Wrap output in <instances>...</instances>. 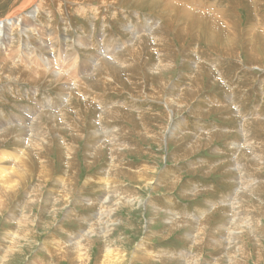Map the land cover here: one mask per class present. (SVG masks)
I'll return each instance as SVG.
<instances>
[{
	"label": "rangeland",
	"instance_id": "rangeland-1",
	"mask_svg": "<svg viewBox=\"0 0 264 264\" xmlns=\"http://www.w3.org/2000/svg\"><path fill=\"white\" fill-rule=\"evenodd\" d=\"M96 1L45 0L33 20L37 1L0 0V22L23 14L40 32L32 31L31 45H23L27 35L16 36L26 54L38 61L36 52L43 53L44 63L59 70L68 51L79 71L73 78L86 80L66 76L76 82L69 85V104L57 84L0 83V125H17L2 130L29 132L41 114L64 111L73 129L59 122L49 128V145L37 156L42 160L34 158L24 185L0 210V264H264V0H165L176 5L168 12L150 1ZM151 28L156 39L145 34ZM8 29L14 35L16 28ZM132 31L144 33L141 64L120 69L114 61L120 71L113 76L95 72L93 60L112 53L133 66L124 49L137 36ZM78 39L83 48L69 51ZM11 42L0 49L5 58ZM40 44H51L48 53ZM168 60L169 72L157 74ZM172 98L187 101L185 109L170 104ZM113 110L119 115L108 120L104 114ZM172 127L167 143L163 136ZM116 128L125 142L115 153L120 174L113 188V151L103 144ZM95 130L106 141L89 137ZM0 143V152L17 149L11 136ZM137 172L152 183L135 179ZM245 181L253 183L241 189ZM64 183L72 186L67 200ZM197 232L201 239L193 241Z\"/></svg>",
	"mask_w": 264,
	"mask_h": 264
},
{
	"label": "bare ground",
	"instance_id": "bare-ground-1",
	"mask_svg": "<svg viewBox=\"0 0 264 264\" xmlns=\"http://www.w3.org/2000/svg\"><path fill=\"white\" fill-rule=\"evenodd\" d=\"M31 1L32 2H35V1L38 2V9L35 12L31 13V16H30L33 20H35V19L38 18V16L44 10L43 4H45V0H31ZM82 1H84V0H82ZM92 1H96V0H87V2L89 4H91V5L94 4ZM125 1L128 2L129 0H124V2ZM132 1H135V0H132ZM138 1L139 2H143V3H145L146 1H150L149 2L150 3V7H152V8L155 7V6H157L158 4H160L161 5V9L164 8V10L166 12H168L169 8H171L172 6H176V5H174V4L170 3V2H167L165 0H163V1H161V0H138ZM96 2H98V1H96ZM97 4L102 5V6L113 5V0H100V2H98ZM165 11H164V14L166 13ZM184 11H187V10H184ZM188 12H192V11H188ZM21 17H23V18H21ZM185 18H188V15H185ZM27 21L28 20H25V17L23 16V14H13V15L7 16L4 21L0 22V49H3L4 48V50H7V47H4L3 45H6V46L9 45V41L12 40V42H11V45L12 46L10 45L11 47H10V49H8L9 50V55L8 56L6 55V58L4 57L5 55L4 56H2V54L0 55V83L1 82H8V81L23 82V78H24V80H25L26 83H32V84H35V85L42 84V82L45 83V84H48V85L57 84L58 86L60 85V92H61L60 94L62 95V97H61L60 100L62 102H64V104H65V102L67 104L72 103V94H73L74 88L69 87V85H70V83L73 84L75 81H69L66 78V76L68 77V74H70L71 75V77H70L71 80H76L77 81V84L79 82H86V80L85 79L84 80H77V79H74L73 78V74H79V71L77 69V66L73 67L68 62V60H69V52L68 51H67V53L65 51V60L63 59L64 62L61 63L62 69H59V70L56 68V66L52 62H50L49 64H45L44 63V60L42 58L43 53L42 54H39L38 52H36V57L40 58V60H38V61H37V58H33L31 56V54H29V55L26 54L27 51L24 48H23L24 50H22V48L20 46H18V43L20 41L16 37V36L19 37L18 33L20 35L25 34L28 37V40H26V41L24 40L23 41V45L26 42H30V45L32 44V41H33L32 39L34 38V36L32 34V31L37 32L38 36L40 35L39 30H37V28L35 26L29 27V24L31 23V21H30L29 24H28ZM168 21H170V20H168ZM12 26H13V28H16V29L14 30V35H9L8 34L9 29L8 28L9 27H12ZM158 26H159V24L156 27H158ZM155 31H156V28H155V30H154V28H151L145 34L151 35V34L154 33L151 37H153V38L156 39L157 37L155 36ZM6 32H7V34H5ZM132 32H133L132 35H137V36H135V38L133 36H131V38H130V42H131L130 44H131V46L130 45H127V46L124 47V49L127 50L128 55H129V58L130 59L133 58L135 60V62H133L134 63L133 66H131L129 64V62L126 63L127 62V59L125 57H121L118 54H116V58H114L113 57V53H112L108 57L105 56L106 58L98 59L99 60L98 62H96L95 60H93L92 63L94 64L95 72H98V71H101V70L105 69L111 76H113L115 74V71L116 72H119L120 71L118 68H115L118 65L123 64L122 66H119L120 69H123V68L128 69V68H131V67H135L136 68L137 67V64H141L140 62H138L139 60H141V58L140 57H137V56L140 54L141 50L144 48V44L139 43L141 41V39L139 37H140V35H142L144 33L143 32H140V31L137 32L138 34L137 33H134V31H132ZM229 33H232L233 34V30L232 31L230 30ZM40 39H38V40H40ZM34 41H36V40H34ZM149 43H151V42L149 41ZM88 45H90V44H88ZM50 46H51V44L49 46H47V47H46L45 44H40L39 45V49L42 50L45 53H48V50L50 49ZM32 47H33V45H32ZM68 48H69V51L74 50V49H81V48H83L81 46V39H78L77 43L75 41H72L71 43H68ZM86 48H88V47H86ZM33 50H36V49H33ZM118 50H119V48H116L115 49V51H118ZM253 53L254 52H253V49H252V54ZM60 56H61V54L57 57V59ZM25 57H28L27 59H29V62H26L27 60H25ZM17 61L18 62L24 61V63H26V64H25V66H23L22 64H21L22 65L21 66L20 63L19 64H17V63L15 64L14 62H17ZM36 61H37V63L40 64V66H37V69H35V68L33 69L32 67L36 63ZM54 61H57V60H54ZM114 61H116L118 63V65L113 64ZM8 62H11V63L9 64ZM165 63L166 64L163 65L161 69H159L158 71H156L157 74H162L163 72H169V68L171 67L170 60L166 61ZM253 65H256V64H253ZM5 75H6V77H5ZM88 80L90 81V78H88L87 81ZM77 84H75V86H77ZM66 86H68V87H66ZM193 92L194 93L195 92L196 93H199L197 90H194ZM57 96H59V95H57ZM173 96H175V95L173 94ZM190 97L193 98V95H191ZM181 98H184V96L181 97ZM83 99H84L83 102H86L87 101V98H83ZM182 101L183 100H179L178 98H172V99H170V104H174V105H176V108L181 109L184 106H186L185 103L187 102V101L185 102V100H184L185 103H183ZM167 102H169V101H167ZM164 103H165V101H164ZM187 104H189V103H187ZM57 105H59V104H57ZM43 109H46V107L43 108ZM68 109H69V113H71L72 108H68ZM183 109H185V108H183ZM47 111L50 112V111H53V110H51L50 107L47 106ZM43 115H45V116H43ZM43 115L41 114V116H38L36 119L32 120L33 124L30 126L29 132L26 129H24V128H18L17 131H15V130H8V128H16L17 127V125L16 126H13L12 125V123H16V122H13V121H9V122L7 121L5 124L0 125V127H3V126L6 127V126H8V128H5L3 130L0 128V142H2L4 144L7 140L10 139V136H11V137H13V143H14V145L17 146V149L15 151H13V152H8L6 150L0 152V210L7 203V200L10 198L9 197L10 194H14L16 192L17 188L19 187V185H21V184L24 185V183H25V181H26V179L28 177V174L32 170L31 167L34 165V158L37 157L38 155H40V152L42 150H45V148L47 147V145H49V131H48L49 128L52 129V130L55 129V126H59L58 125V122L59 123H62V126H66V127L68 126V123H67V119H68L67 118V115H69V114H66L65 111L62 112L61 114L55 113V114H50V115L47 114L46 115L44 113ZM54 115H56L58 117H55ZM104 115L106 116V118L108 120L112 119V117H113V120H115V118H117V115H119V113H117V111L113 110V112L108 113V114H104ZM31 117H33V116H31ZM45 118H47L49 120V123L48 124L45 123V120H44ZM75 120L77 121V119H75ZM94 122L96 123L97 121H93V123ZM99 122L101 123V117H99ZM176 126H178V124ZM176 126H174V127H176ZM66 127H62V128H66ZM68 127L71 128L70 125ZM80 127H81V125H79L77 127V130H75V131L80 132V130H81ZM174 127H172L171 129H167L168 131H166L165 135L164 134H163L164 136L162 135L163 138L166 136L165 137L166 138L165 141L167 143L170 140L169 139V137H170V131ZM244 127H245V125H244ZM28 133H31V136L29 135L30 136L29 138L27 136ZM91 134H89V137H94V136L95 137H103L102 140L103 139L104 140L102 142L106 141V139H107V136L105 134H103V133H100L98 130H95L93 132L94 135L93 134L91 135ZM249 134H250V130H248V133L246 132V134H245L246 138L249 137ZM173 138H176V137H174L173 134H172V138L171 139H173ZM200 139L202 140V138H200ZM121 140H120V137H119V130H118V128H116L115 130H113V139L110 140V143L109 144L108 143H104L103 144L105 147L107 145H109L110 148H111V151H113V170L115 172V177L114 178L118 181L117 183H114L113 188H117L118 187V183H119L120 168L118 167V164H117V161H116V157L118 155H115V153L122 152V148L123 147H120V145H119V144H122V142H120ZM201 140H198V142H197L198 147L199 146L200 147L202 146V143L200 142ZM203 140H207V139H203ZM100 142H101V140H100ZM123 142H125V141H123ZM68 145H70V144H66L65 154L68 155L70 157V159L72 160L73 159V156H74V155H72V153H74V151L71 150V147H69ZM234 146H236V144ZM60 147H62V146H60ZM107 148H109V147H107ZM239 148L241 149V145L240 144L238 145L237 150ZM62 151H64V150H62ZM193 151H194V149H193ZM70 152H72V153H70ZM20 155H22V157L17 162H15V159L18 158ZM37 158L40 161L42 160L39 157H37ZM237 167L241 171L242 165L240 164V161H238ZM41 169H42L43 174L45 175L44 176L45 179L47 180V178H49V175L47 173L48 172L47 171L48 168L46 166H42ZM149 173H151V172H149ZM155 173H156V171H155ZM136 174L137 175H136V178L135 179L143 180V182H149L147 180L148 176L146 175V173H144V172H137ZM153 176H152V178H153ZM153 179H155V178H153ZM68 181L71 182V180H68ZM251 182H248L247 183L245 181L244 183H242L241 189L248 187L249 186V183H251ZM108 184H109V181H108ZM39 186H41V184H39ZM62 186H64V189H67L66 190V193H65V196H64V198L67 200L69 198V194L71 195V189L72 188H70V187H72V186L70 184H66V183H64L60 187H62ZM150 186H151V184H150ZM239 193H240V191H239ZM115 196H118V198H119V195H115ZM171 223L173 224V222H171ZM201 226H204V224H201ZM92 234L93 233L90 232V231L86 233L87 240H89V237H91ZM204 235H205V233H204ZM201 236H202V234H200V233L197 232L195 235L192 236V240L193 241L194 240L199 241L201 239Z\"/></svg>",
	"mask_w": 264,
	"mask_h": 264
}]
</instances>
